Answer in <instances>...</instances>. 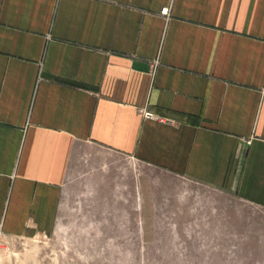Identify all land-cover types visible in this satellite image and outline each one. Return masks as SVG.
<instances>
[{
  "label": "crops",
  "instance_id": "1",
  "mask_svg": "<svg viewBox=\"0 0 264 264\" xmlns=\"http://www.w3.org/2000/svg\"><path fill=\"white\" fill-rule=\"evenodd\" d=\"M86 145L264 215V0H0L1 232H50Z\"/></svg>",
  "mask_w": 264,
  "mask_h": 264
},
{
  "label": "rangeland",
  "instance_id": "2",
  "mask_svg": "<svg viewBox=\"0 0 264 264\" xmlns=\"http://www.w3.org/2000/svg\"><path fill=\"white\" fill-rule=\"evenodd\" d=\"M0 264H264V215L86 145L73 157L50 232L0 231Z\"/></svg>",
  "mask_w": 264,
  "mask_h": 264
},
{
  "label": "built area",
  "instance_id": "3",
  "mask_svg": "<svg viewBox=\"0 0 264 264\" xmlns=\"http://www.w3.org/2000/svg\"><path fill=\"white\" fill-rule=\"evenodd\" d=\"M161 13H162L163 15H167V13H168V9H163V10L161 11ZM156 64H157V62H154L152 67H154ZM141 113H142V115H143L144 118H149V119H154V118H156V116H154V115H153L152 113H150V112H146V111L142 110Z\"/></svg>",
  "mask_w": 264,
  "mask_h": 264
}]
</instances>
